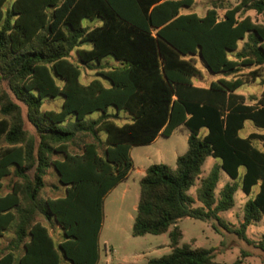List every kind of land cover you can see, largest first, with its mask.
Masks as SVG:
<instances>
[{"label": "trees", "instance_id": "obj_1", "mask_svg": "<svg viewBox=\"0 0 264 264\" xmlns=\"http://www.w3.org/2000/svg\"><path fill=\"white\" fill-rule=\"evenodd\" d=\"M9 1L0 0V143L6 144L0 241L9 230L14 238L0 250V264H61L62 257L67 264H99L105 200L134 169L131 149L168 138L180 126L190 133L188 151L176 169L148 167L132 233H168L171 253L148 264H222L213 250L180 248L178 224L219 220L233 209L235 185L216 196L220 171L236 181L242 168L243 193L260 190L245 205L240 235L264 219V151L254 146L264 147V133L240 134L248 121L264 131V91L256 104L239 93L249 83L240 75L244 68L254 69L250 81L262 78L264 86V25L241 16L251 10L264 16V0H240L222 17L221 2L200 17L182 13L194 0H12L6 8ZM85 20L102 24L84 27ZM107 58L119 64L105 65ZM199 59L224 77L195 85ZM80 64L98 69V77L83 84ZM57 98L59 110H44L46 100ZM120 112L131 122L118 125L113 118ZM95 113L99 118L89 120ZM79 134L95 141L74 153ZM210 157L221 163L202 178ZM50 170L65 193L42 201ZM8 177L14 180L3 193ZM198 181L195 198L190 191ZM41 216L58 227L60 242Z\"/></svg>", "mask_w": 264, "mask_h": 264}, {"label": "rangeland", "instance_id": "obj_2", "mask_svg": "<svg viewBox=\"0 0 264 264\" xmlns=\"http://www.w3.org/2000/svg\"><path fill=\"white\" fill-rule=\"evenodd\" d=\"M10 0L6 8L10 5ZM215 2H221L223 8L219 9V14L222 17L226 9L233 8L240 3V0H194V4L190 8H184L182 13H195L200 17L206 15L207 11L214 7ZM241 16H249L253 22L264 25V16L257 14L256 11H247ZM102 22L97 20L94 23L85 20L84 27H94L101 25ZM243 43L239 45L242 48ZM72 61L79 64L77 56L72 57ZM105 65H114L115 61L112 58L103 60ZM82 76L80 81L84 84L90 83L98 77V69H89L85 65H81ZM197 66L201 71V77L195 79L196 84L201 87H208L212 82L223 78V75H213L203 65L201 60L197 61ZM254 69L244 68L240 75H243L244 80H249V83L239 91L247 97L249 104H256L261 98L264 91L262 78L251 80V72ZM232 79L233 76L227 77ZM61 99H48L45 102L44 110H59ZM110 114L117 112L111 108ZM99 113H95L88 117L89 120L98 119ZM113 120L120 126L131 122L130 115L125 112H120L118 117ZM257 132L264 133L257 129L252 122L248 121L246 127L241 131V136L245 137L248 133ZM207 130L202 131V135H206ZM189 131L184 127H178L173 134L166 138L159 136L156 141L145 146H136L131 149V158L134 162V169L131 171L128 178L122 185L112 192L105 200L104 205V227L99 239L100 262L99 264H148L151 260L160 258L171 253L170 238L168 233L163 235H146L143 237H135L132 233L134 220L137 214V207L140 197V181L145 177L148 167L154 164H164L173 169L177 167V159L183 156L189 148L188 139ZM102 144L99 146L100 155L104 154L106 134L100 133ZM91 135L79 134L75 141L71 144L70 149L74 153H81L83 145L87 142H94ZM5 142L0 143V149L5 147ZM254 146L262 151L264 147L261 143L256 142ZM221 161L213 158H208L202 168V178L207 177L215 164H220ZM245 174V169L240 170V178L236 181L232 180L223 171H220V180L216 196L219 199L220 191L227 185H235L237 187L234 199L235 206L228 212L219 214V220H195L191 218L182 219L178 227L182 232V239L179 247L190 246L192 249H208L213 250L215 261L222 264H235L238 260H242V264H264V219L258 223L249 226L244 234L240 235L241 226L244 223L245 205L255 197L259 192L260 187L254 188L252 196L248 197L242 191V178ZM13 177H8L4 180L3 193L10 191ZM46 186L42 191L40 198H56L64 195L65 190L58 183L57 177L53 170L47 173ZM196 187L192 188L190 194L196 198ZM196 206H200L197 202ZM39 220L46 224L50 233L53 235L56 242H60L62 237L58 227L51 225L42 216ZM14 238V231L9 230L1 239V249L7 248ZM244 254L247 257H243ZM61 264H67L62 257Z\"/></svg>", "mask_w": 264, "mask_h": 264}, {"label": "crops", "instance_id": "obj_3", "mask_svg": "<svg viewBox=\"0 0 264 264\" xmlns=\"http://www.w3.org/2000/svg\"><path fill=\"white\" fill-rule=\"evenodd\" d=\"M117 64H119V63H118V62H115L114 65H117ZM195 81H196V80H195ZM195 81H194V83H195V85H197ZM197 86H198V85H197ZM199 87H201V86H199ZM130 119H131V116H130ZM249 134H250V133H248L245 137H247ZM121 185H122V183H121L118 187H116L112 192H114V191H115L117 188H119ZM112 192H111V193H112ZM111 193H110V194H111ZM103 227H104V224H103ZM102 230H103V228H102ZM101 232H102V231H101Z\"/></svg>", "mask_w": 264, "mask_h": 264}, {"label": "water", "instance_id": "obj_4", "mask_svg": "<svg viewBox=\"0 0 264 264\" xmlns=\"http://www.w3.org/2000/svg\"><path fill=\"white\" fill-rule=\"evenodd\" d=\"M200 59H201V57H200Z\"/></svg>", "mask_w": 264, "mask_h": 264}]
</instances>
